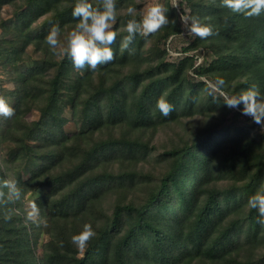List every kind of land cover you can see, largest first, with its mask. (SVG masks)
<instances>
[{
    "label": "trees",
    "instance_id": "trees-1",
    "mask_svg": "<svg viewBox=\"0 0 264 264\" xmlns=\"http://www.w3.org/2000/svg\"><path fill=\"white\" fill-rule=\"evenodd\" d=\"M12 1L0 0V8ZM26 1L43 19L37 28L15 24L20 34L14 38L23 46L1 51L0 65L7 60L16 67L28 44L42 60L26 74L15 73L13 91L0 86V96L14 109L13 116L0 117V264H31L34 255L35 264H264V227L247 206L264 185V136L252 137L241 126L242 105L236 111L223 104L224 94L237 95L253 84L264 93V13L246 17L220 0H180L181 11L211 26L213 34L190 35L183 53L193 54L176 63L165 49L183 29L172 0L165 4L169 23L147 37L137 34L132 54L121 50L120 41L127 35L128 7L139 5L116 0L113 30L121 31L111 45L113 60L90 70L73 66L67 46L57 59L45 43L52 25L76 23L75 0ZM91 2L99 7L102 0ZM134 15L139 19V12ZM61 92L70 95L66 104L81 125L64 140L66 121L57 120ZM160 98L172 105L167 116L156 108ZM32 108L41 119L28 123L24 116ZM197 115L202 127L193 140L162 156L170 163L158 186L147 185L145 200L128 198V182L143 174L133 162L151 152L142 137ZM41 122L51 129L44 131ZM41 189L38 219L27 222L29 240L14 214L26 194ZM114 195L120 198L107 208L105 198ZM85 225L95 236L79 257L73 226L82 232Z\"/></svg>",
    "mask_w": 264,
    "mask_h": 264
},
{
    "label": "rangeland",
    "instance_id": "rangeland-1",
    "mask_svg": "<svg viewBox=\"0 0 264 264\" xmlns=\"http://www.w3.org/2000/svg\"><path fill=\"white\" fill-rule=\"evenodd\" d=\"M152 2H159L163 4L164 7L166 4V0H135V4L139 5V7H137L138 8L137 12H139L141 15L142 10L145 8V6ZM171 4L174 8H176L177 12L179 13V20L181 23V27L183 29L181 35L172 36L169 38L165 46V49L167 51V58L169 59L168 61L177 63L182 59H184V57L193 54V53H183V49L187 46V41L189 40V36L193 35V33L189 31V25L191 22V19L189 17L190 13L188 12V14H185L181 11L180 0H172ZM182 18H184V22L182 21ZM42 19L43 18L38 20L36 15L32 12L31 5L26 0H14L12 1V3H9L1 7L0 8V52L5 50L11 52V49L15 47L18 49L22 48L23 46L22 39L14 38V34H20V31H18V27L15 24L20 23L23 25L25 24L27 26L31 25L32 28L33 27L37 28V25L41 23ZM75 24L73 25L67 24L61 26L62 32L58 36V46L55 49H53V53L55 54L57 59H60V57L62 56L65 46H67L66 44H67L68 35L75 28ZM23 51L24 52L21 54L23 55V58L20 57L16 58L17 61L16 67L11 66V64L7 62V60L3 62L4 64L0 65V86L7 88L9 91H13L17 87V83H15L12 78L16 76L15 73L26 74L31 68L39 66L38 63L40 60H42L41 52L36 51V49L32 45L29 44L26 45L25 48H23ZM203 55L204 54L197 56L198 63L203 61L204 59ZM100 66L101 65H97V68ZM85 72H86L85 70H79L80 75H84ZM209 86L213 87V85L210 83ZM69 96H70L69 94L67 95L64 92L63 93L61 92L59 94V98L61 100L60 104L62 107L59 110V117L57 118V120H61L64 118V120L66 121L62 130L63 132L60 136V139L62 140L67 139L71 135H74L78 130H80L81 127V125L76 124L73 120V112L70 110L72 108V105L66 104V103H70L66 101V98H68ZM32 109L33 110H30L28 114L24 116V120L28 123L39 121V119H41L40 113L38 111H35L34 108ZM234 109L236 111L238 110L237 108ZM1 116L2 115H0V117ZM200 121H201V115H197L193 118L181 119L177 123L161 126L155 132L149 131L148 134L142 137L143 140L149 141L148 149L151 152L145 158H143V155L139 153L138 154V157H140L139 162H133V167L139 172L142 171L143 174L139 180L136 179L134 182L131 181L128 182L127 185L130 192L128 198L131 199L133 198L137 202L141 200H145V198H147L148 194H150L147 191L148 190L146 188L147 185H150L149 186L150 188H156L160 182L161 175L164 174L166 168L169 167L170 161L167 163V161L162 158L164 153L169 152L175 146L182 145L188 139L189 141L193 140L194 134L198 133L200 127H202ZM231 122L232 119L228 118L226 124H230ZM239 123L241 124L242 127H249L251 129L250 133L252 134L251 135L252 137H256L257 134L259 136H264V122L256 123L251 116L245 115L243 118L239 120ZM40 126L41 128H43L44 131H48L49 129H51V125H49L46 122H41ZM3 127L4 126H1V128ZM118 166H119L118 164H115L112 170L117 171ZM28 178L29 177H24L26 181ZM44 193H45V189H41L36 192H30L26 194L23 203H21L22 206L16 208V213L14 214L17 224L22 227V230L25 231L24 233H27L26 237L29 236V240H30V230H28L29 225H27V222L35 221L38 219L37 211L35 208V200L41 197ZM120 196H123V194ZM119 198H120L119 195H114L109 199L105 198L106 207L108 208L109 206H111V204L114 203V201H116V199ZM109 212L111 211L109 210ZM30 213H32L31 217L29 216ZM26 225L27 228H25ZM73 230L76 233V235L82 233L80 229L76 228V226H73ZM46 239L47 237L45 236L42 237V241L38 246V250H37L38 253L42 251V247ZM27 248H28L27 251L29 253L32 252L31 248L29 247ZM84 252H85V247L81 248L79 257H83ZM36 260L37 258L34 255L30 263L35 264Z\"/></svg>",
    "mask_w": 264,
    "mask_h": 264
},
{
    "label": "clouds",
    "instance_id": "clouds-1",
    "mask_svg": "<svg viewBox=\"0 0 264 264\" xmlns=\"http://www.w3.org/2000/svg\"><path fill=\"white\" fill-rule=\"evenodd\" d=\"M220 3L231 12L246 17L264 13V0H220ZM136 11L135 8L128 7L127 12L131 18L127 19L123 25V31L127 35L120 41L121 50H128L129 54L134 51L130 46L137 34L147 37L169 23V17L166 14L168 10L159 2L146 5L139 19L134 15ZM118 12L116 0H102L99 7H94L91 0H75L71 14L76 24L68 35L65 49L67 57L75 68L82 69L87 65L92 70L96 69L97 65H104L113 60L111 45L121 31L120 28L113 30V23L117 19ZM182 21L184 22V18ZM189 31L202 38L213 34L211 26L201 25L199 19L195 17L191 18ZM61 32L59 24L50 27L45 37V43L50 49L58 46V36ZM218 84L222 86L224 81L219 80ZM223 104L230 109L242 105L241 114L251 116L256 123L264 122V93H261L255 84L237 95L224 94ZM156 108L161 115L167 116L172 110V105L164 98H160L157 100ZM13 114L14 109L4 97L0 96V115L11 117ZM11 188L18 195L15 185H11ZM247 206L257 211V223L264 227V185L249 197ZM29 216L31 217L32 213ZM93 236L95 231L90 225H85L82 233L72 237V242L77 247L83 248Z\"/></svg>",
    "mask_w": 264,
    "mask_h": 264
}]
</instances>
